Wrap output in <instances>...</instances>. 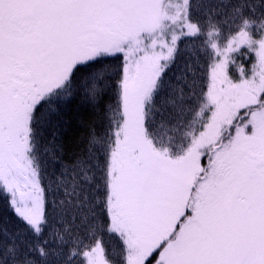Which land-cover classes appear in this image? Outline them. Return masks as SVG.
Wrapping results in <instances>:
<instances>
[{"label": "snow or ice", "instance_id": "snow-or-ice-1", "mask_svg": "<svg viewBox=\"0 0 264 264\" xmlns=\"http://www.w3.org/2000/svg\"><path fill=\"white\" fill-rule=\"evenodd\" d=\"M0 202V264H264V0H0Z\"/></svg>", "mask_w": 264, "mask_h": 264}, {"label": "trees", "instance_id": "trees-1", "mask_svg": "<svg viewBox=\"0 0 264 264\" xmlns=\"http://www.w3.org/2000/svg\"><path fill=\"white\" fill-rule=\"evenodd\" d=\"M80 101H76L75 103H70L65 107L63 115L64 121H66V143L70 146L71 141L74 137L79 135L78 131V120L79 117L76 115V105L79 104ZM70 125V127H68ZM0 206H2V202H0Z\"/></svg>", "mask_w": 264, "mask_h": 264}]
</instances>
